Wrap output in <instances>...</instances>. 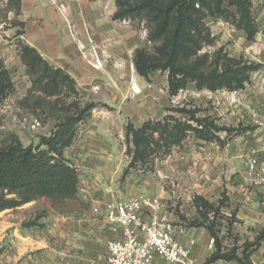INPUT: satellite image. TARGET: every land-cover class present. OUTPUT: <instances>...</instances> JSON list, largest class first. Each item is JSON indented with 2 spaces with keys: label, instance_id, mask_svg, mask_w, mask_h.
Wrapping results in <instances>:
<instances>
[{
  "label": "rangeland",
  "instance_id": "obj_1",
  "mask_svg": "<svg viewBox=\"0 0 264 264\" xmlns=\"http://www.w3.org/2000/svg\"><path fill=\"white\" fill-rule=\"evenodd\" d=\"M250 2L257 30L253 39L247 38L238 23H233L236 16L227 20L203 11L204 34L208 40L198 52L199 56L208 55L202 67L205 71L214 69L213 63L219 56L221 62L233 58L242 64L259 65L258 69L250 71L238 104L228 97L227 92L231 90L198 89L195 82L172 95L166 70H154L148 77L140 75L134 62L136 50L145 48L153 54L159 41L149 38L151 23L144 14L115 19L116 0L111 17L129 24L137 34L135 38L128 43L118 38L117 42L125 46L110 54L106 48L96 46L94 39L88 38L90 45L87 47V42H83L82 56L95 70L106 73L92 76L86 86H79L75 80L79 94L65 88L58 95L47 96L35 86L34 76L21 58V44L26 42L21 24L24 21L16 1L0 0V72H8L11 84L0 95V145L10 141L12 136L19 137L24 145H38L42 136L54 135L60 128L70 127L72 142L64 154L71 158L80 173L83 165L86 167L76 198L54 207L47 199H39L0 211V264H42V259L46 258L49 264L71 263L68 256H72L73 251L70 248L78 238L74 229L104 221L99 218H105L108 204L98 205L97 198H129L138 191L160 194L165 206L184 216L188 226L208 228L214 222L223 251L235 249L236 254L242 256L247 246L261 238L260 243L248 249L251 264H264V204L259 203L257 215L249 218V204L238 201L232 186L240 171L233 166L219 171L217 165L208 171L207 165L212 164V160L208 161L206 156L213 151L209 145L232 146L236 139L248 149L254 140L256 125L246 106L264 92V0ZM101 54L103 56L99 57ZM74 102H79L80 109L87 107L82 116L72 106ZM193 114L195 118L207 119L231 131L209 129L213 140L207 141L189 130L181 143L168 148L155 146L146 161L132 162L134 145L131 138H127L129 122L140 128L147 122L167 126L180 120L207 131L190 119ZM68 117L78 118L72 127L65 124ZM155 136L158 137V133ZM97 160L102 163L100 172L91 167ZM208 194L212 198L206 199ZM197 197L208 200L213 210L207 211L197 205ZM82 212L87 217L79 222ZM209 235V240L214 238L213 247L208 248L210 253L202 256L199 264H239L236 260L224 259L207 262L217 249L215 237L211 232ZM41 238L48 242L49 256L45 255V250L34 247V241ZM161 263L169 264L164 260Z\"/></svg>",
  "mask_w": 264,
  "mask_h": 264
},
{
  "label": "trees",
  "instance_id": "obj_2",
  "mask_svg": "<svg viewBox=\"0 0 264 264\" xmlns=\"http://www.w3.org/2000/svg\"><path fill=\"white\" fill-rule=\"evenodd\" d=\"M15 1L16 8L20 11V0ZM116 2L118 10L114 14L115 19L144 14L151 23L149 38L159 41L155 47L156 52L151 54L145 48L137 49L135 66L137 72L144 77H148L157 69L168 71L169 91L172 95L178 94L179 90L186 88L190 82H195L198 89H241L248 81L250 71L259 68V65L242 64L233 58L221 62L219 56L213 63L214 69L205 71L202 67L208 61V55H198L203 43L208 40V36L204 34L203 11L227 20L236 16L233 23H238L245 30L247 38H254L257 30L251 14L250 0H116ZM21 24L24 26V23ZM21 58L34 76L33 83L45 95H58L65 88L79 94L75 79L64 69L50 64L35 47L22 43ZM10 85L8 72L2 70L0 95ZM72 106L79 110L81 116L87 108L80 109L79 102H74ZM180 111L190 113L185 109ZM190 119L195 120L202 128L205 127L207 131L198 130L188 123H181L180 120L167 126L160 122H147L140 128L129 122L127 138L130 137L134 145L132 162L146 161L147 155L154 151L155 146L168 148L181 143L189 130L196 132L198 138L207 141L213 140L209 129L231 131L230 128H219L207 119L195 118L194 114ZM77 120L78 118L68 117L65 124L72 127ZM70 131V127L60 128L54 135L42 136L38 145H24L17 136H12L10 141L0 145V211L17 208L39 199H47L54 207L76 198L80 183L79 171L64 154L66 147L72 142ZM155 133H158V137ZM195 202L207 211L213 210L212 204L203 197L195 198ZM214 226L212 222L207 227L215 237L217 249L207 262L224 259L236 260L239 264H251L248 247L260 243L261 238L247 246L242 256H238L235 249L230 252L223 251Z\"/></svg>",
  "mask_w": 264,
  "mask_h": 264
},
{
  "label": "crops",
  "instance_id": "obj_3",
  "mask_svg": "<svg viewBox=\"0 0 264 264\" xmlns=\"http://www.w3.org/2000/svg\"><path fill=\"white\" fill-rule=\"evenodd\" d=\"M115 9L114 0H20V17L25 23L23 39L35 47L50 64L69 73L79 86L80 84L86 86L92 76L104 75L106 71L95 70L88 64L80 52L82 50L80 43L87 42L86 46H89V39H94L93 42L96 46L106 48L105 50L110 54L112 50L119 51L124 48L125 44L117 42L118 38L125 39L128 43L129 39L135 38L137 35L135 30L130 29L129 24L111 17ZM120 52L123 53V51ZM102 56L103 54L99 57ZM263 100L264 92L261 96L254 97L255 102L252 104L249 102V104L257 107ZM255 132L254 140L250 142L248 149L245 148L246 144L241 145L235 139L232 146H220L218 143L209 145L208 147L213 151L206 153L208 161L212 160V164L209 162L207 165L208 171L213 170L215 165L219 171H224L226 166L229 168L233 166L235 170L240 171V174L235 176L232 186L238 201L249 204V218H254L257 215L255 211L259 208V203L264 204V186L253 183L251 172L247 166L250 157L264 156V128L256 126ZM65 156L71 159L69 156ZM91 167L93 171H102V163L99 160ZM85 169L86 167L83 165L82 173L86 171ZM78 171L81 178L83 174L80 173L79 168ZM207 191L209 190L207 189ZM135 193H139V191ZM208 197L212 198L210 194L205 198L208 199ZM99 199L98 197L96 200L98 205L105 206L111 202L126 200L128 197L117 196L109 197L107 200ZM163 204L166 215L175 224V236L184 244H187L191 239L196 241L193 254L199 262L202 256L210 253L208 249L209 229L188 226L183 220L184 216L175 210H170L165 206L164 201ZM181 211L184 213L183 210ZM85 217H87L85 212L79 213V222L84 221ZM102 218L99 219L104 221H96L92 226L80 225L74 229L78 238L70 248V251H73L72 256H68L71 257L70 262L72 261L73 264H105L109 243L119 233L113 231L108 224L106 213L105 218ZM29 243L32 242L29 241ZM34 243H36L34 247L41 248L42 251L45 250V255L49 256L46 239L41 238ZM67 259L69 260V258ZM162 261L158 257L155 264H162ZM42 264H49L48 258L45 261L42 259Z\"/></svg>",
  "mask_w": 264,
  "mask_h": 264
},
{
  "label": "built area",
  "instance_id": "obj_4",
  "mask_svg": "<svg viewBox=\"0 0 264 264\" xmlns=\"http://www.w3.org/2000/svg\"><path fill=\"white\" fill-rule=\"evenodd\" d=\"M80 46L84 47L81 43ZM227 93L233 102L241 103V89ZM247 109L254 124L264 128V100ZM247 166L253 183L264 186V156L250 157ZM106 220L119 235L109 243L105 264H155L158 257L171 264H199L193 254L196 241L191 239L184 244L175 236V224L166 215L158 195L138 193L111 202L106 208ZM213 244L211 238L208 248L212 249Z\"/></svg>",
  "mask_w": 264,
  "mask_h": 264
},
{
  "label": "bare ground",
  "instance_id": "obj_5",
  "mask_svg": "<svg viewBox=\"0 0 264 264\" xmlns=\"http://www.w3.org/2000/svg\"><path fill=\"white\" fill-rule=\"evenodd\" d=\"M78 33V32H77Z\"/></svg>",
  "mask_w": 264,
  "mask_h": 264
}]
</instances>
